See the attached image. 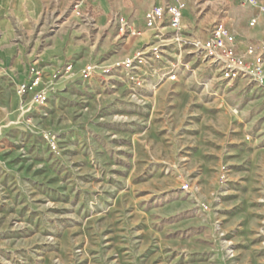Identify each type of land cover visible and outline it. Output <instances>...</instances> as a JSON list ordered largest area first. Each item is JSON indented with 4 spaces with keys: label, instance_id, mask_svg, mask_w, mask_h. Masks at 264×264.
Returning <instances> with one entry per match:
<instances>
[{
    "label": "rangeland",
    "instance_id": "1",
    "mask_svg": "<svg viewBox=\"0 0 264 264\" xmlns=\"http://www.w3.org/2000/svg\"><path fill=\"white\" fill-rule=\"evenodd\" d=\"M38 1L31 38L58 28L51 2L86 24L75 0ZM100 1L82 13L96 18ZM105 1L127 26L107 16L81 68L41 73L23 98L30 71L0 78V264H264V92L223 80L166 22L149 24L166 0L142 17L135 0ZM183 2L210 3L199 17L223 2L235 42L264 34V0ZM10 24L0 35L28 51V27Z\"/></svg>",
    "mask_w": 264,
    "mask_h": 264
},
{
    "label": "crops",
    "instance_id": "2",
    "mask_svg": "<svg viewBox=\"0 0 264 264\" xmlns=\"http://www.w3.org/2000/svg\"><path fill=\"white\" fill-rule=\"evenodd\" d=\"M135 1L138 3L135 14L137 17H142L148 5L158 4L160 0ZM45 3H48V1ZM45 3H41L38 0H0V31H8L9 27L13 30L14 28L10 24L12 21L17 28L23 29L27 26L29 36V47L28 51H26V43L21 38L20 42L11 44L7 43L11 36L9 32L6 35H0V78H7V81H11L9 72H29L31 67H35L43 73L44 77L49 73L53 75L57 71H60L65 63L73 65L72 67L75 70L79 67L81 68L89 59L90 54L88 55V53L92 48V46H90V41L94 39L97 40L101 37L106 39L107 37L105 33L101 32L106 27L107 16H109L107 23L111 26L114 15H119L118 13L110 12V4L105 0H101L99 8L102 10V13L93 19V28L96 30L97 25L99 31L96 35H92V39H90L86 24L77 21L73 15L62 18L65 11L62 10L61 6L57 8V4L51 2L50 7H52V14H55L56 20L60 19V24L57 26L58 28L53 32L48 31L43 33L45 37L42 40H40L37 35V37L31 38L33 37L32 33L35 32L40 9ZM208 4L210 3L204 2L197 6V3H195L194 7L188 9L186 12L184 11L183 20L189 26L187 34L190 37L204 41L208 36L206 32L207 27L219 18V9H217L218 7L216 6H214V14L211 16H207L205 13L204 16L199 17ZM117 5H119V3L115 1L113 6L116 7ZM211 6L213 5L211 4ZM119 9L122 14L128 15L131 12V9L126 5ZM222 9L225 12L222 16L231 31L233 29V24L228 6L225 7L223 3ZM203 18L207 19L205 23L202 22ZM112 26H114V24H112ZM48 27L50 26L48 25ZM43 28L44 27L41 28L40 33ZM148 34L149 33H145L140 40H145L149 37ZM235 34H237L240 39H242L244 35L240 34L237 30ZM251 34L252 30L250 29L246 34L249 38L245 42H236L238 49L245 50L248 46L257 47L264 40V34L257 38L251 37L253 36ZM5 38H7V41ZM27 76L26 74L25 77ZM20 83L21 82H18V84Z\"/></svg>",
    "mask_w": 264,
    "mask_h": 264
},
{
    "label": "built area",
    "instance_id": "3",
    "mask_svg": "<svg viewBox=\"0 0 264 264\" xmlns=\"http://www.w3.org/2000/svg\"><path fill=\"white\" fill-rule=\"evenodd\" d=\"M84 2L85 0H75L73 12L86 25L93 26L94 21L91 16L81 11ZM218 6H220L219 18L207 27L208 36L204 41L187 34L189 26L183 20L185 11L183 0H166L162 7L152 9L147 14V19L149 24L158 27L166 22L173 40L180 46L189 45L197 59L206 67L220 73L223 80L229 82L242 80L247 82V85H251L252 89L264 92V40L257 47L248 46L245 50L238 49L222 16L225 14L222 9L223 2ZM165 18L166 21H164ZM111 23H118L120 32H123L127 26L126 22L118 15H114ZM68 70L69 68L66 67L62 73L66 74ZM57 75L61 77L60 71ZM41 78V72L35 67H31L29 80L17 85L18 97L23 98L29 88L37 87ZM50 86V83H44L43 88L33 94L35 105H45L47 100L45 91L50 89Z\"/></svg>",
    "mask_w": 264,
    "mask_h": 264
}]
</instances>
